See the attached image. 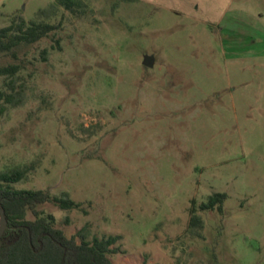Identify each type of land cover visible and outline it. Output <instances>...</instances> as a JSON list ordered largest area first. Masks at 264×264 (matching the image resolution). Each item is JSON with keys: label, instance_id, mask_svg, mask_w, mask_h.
Wrapping results in <instances>:
<instances>
[{"label": "rangeland", "instance_id": "obj_1", "mask_svg": "<svg viewBox=\"0 0 264 264\" xmlns=\"http://www.w3.org/2000/svg\"><path fill=\"white\" fill-rule=\"evenodd\" d=\"M75 1L0 0V28L57 26L0 58L20 65L0 173L80 203L38 210L79 244L118 236L114 264H264V0Z\"/></svg>", "mask_w": 264, "mask_h": 264}, {"label": "trees", "instance_id": "obj_2", "mask_svg": "<svg viewBox=\"0 0 264 264\" xmlns=\"http://www.w3.org/2000/svg\"><path fill=\"white\" fill-rule=\"evenodd\" d=\"M70 11L78 5L75 0H59ZM57 29L56 25L27 22L19 18L11 25L0 28V58L3 55L18 57V51L40 42ZM20 71L19 64L0 67V77H14ZM15 94L0 87V111L5 104H18ZM30 168L15 169L0 173V210H4L8 228L0 240V264H114L109 254L115 253L112 247L118 236L95 238L92 243H78L77 236L68 237L56 227L54 215L43 216L38 206L54 203L61 210L79 209L80 203L68 194L53 196L44 190H19L12 187L25 179ZM228 199L226 193L211 195L206 203L199 206L202 211L224 212ZM32 212L36 219H28ZM191 225L203 228V219L196 207L192 208ZM1 219V215H0Z\"/></svg>", "mask_w": 264, "mask_h": 264}, {"label": "water", "instance_id": "obj_3", "mask_svg": "<svg viewBox=\"0 0 264 264\" xmlns=\"http://www.w3.org/2000/svg\"><path fill=\"white\" fill-rule=\"evenodd\" d=\"M155 63V57L154 56H145L144 65L147 67H153ZM0 240L3 237L4 233L6 232L8 228V221L6 218V214L4 210H0Z\"/></svg>", "mask_w": 264, "mask_h": 264}]
</instances>
